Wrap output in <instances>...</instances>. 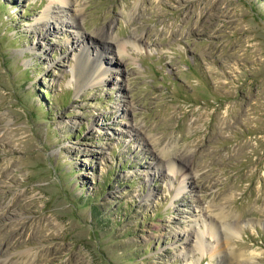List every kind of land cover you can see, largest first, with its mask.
<instances>
[{"label": "rangeland", "instance_id": "rangeland-1", "mask_svg": "<svg viewBox=\"0 0 264 264\" xmlns=\"http://www.w3.org/2000/svg\"><path fill=\"white\" fill-rule=\"evenodd\" d=\"M0 264H264V0H0Z\"/></svg>", "mask_w": 264, "mask_h": 264}, {"label": "bare ground", "instance_id": "bare-ground-1", "mask_svg": "<svg viewBox=\"0 0 264 264\" xmlns=\"http://www.w3.org/2000/svg\"><path fill=\"white\" fill-rule=\"evenodd\" d=\"M62 4L61 5H64L65 7H67V8H69L68 10L70 11V14H71V18H72V22L71 23H69V24H71V25H73V26H78L79 25V19H80V10H78V9H73L72 8V4H70V1L69 2H66V1H60ZM63 6V7H64ZM46 15H50V11H47L46 12ZM56 16V15H55ZM61 18V17H60ZM73 23H75V24H73ZM98 37V38H97ZM89 39H90V41H89V43H91V44H94L95 42H94V40H96V39H99V41L102 43V46H100L99 48H101V49H108V46H107V39H112V36L108 33V31H103V32H101V33H97L96 35H95V37H91V36H89ZM107 40V41H106ZM121 48L119 47V46H117V53L119 54V55H121L122 54V51L120 50ZM88 50H85V49H83V51L81 52V54H83L84 56H85V59H86V61H89V60H91L90 59V57H89V55H88V52H87ZM101 52V51H100ZM98 56V57H97ZM96 57H95V59H96V61H99V63L101 64L102 63V61H100V54L99 55H97ZM97 64V63H96ZM107 70H109V69H105V71L104 72H106ZM97 73V72H96ZM77 76H78V73L76 74ZM172 162H168V169L169 170H171L172 169V164H171ZM181 169V168H180ZM182 170V169H181ZM25 224V223H24ZM3 228H7V227H5V226H3ZM2 228V230L4 231V230H9V229H3ZM8 228H9V226H8ZM10 229H12V228H10ZM225 232L227 231L228 233L229 232H236L235 230V228H233V227H225ZM26 230V224L24 225V229H23V231H25ZM208 232H212V233H214L215 232V229H214V226L213 225H211V226H209L208 227ZM22 231V232H23ZM21 233V232H20ZM19 233V234H20ZM21 235H22V233H21ZM15 237H16V234L14 235ZM23 236V235H22ZM20 238H21V236H20ZM196 247L198 248V249H203V243H200V242H198L197 243V245H196ZM196 248V249H197Z\"/></svg>", "mask_w": 264, "mask_h": 264}]
</instances>
